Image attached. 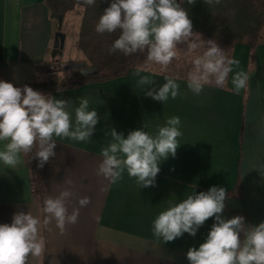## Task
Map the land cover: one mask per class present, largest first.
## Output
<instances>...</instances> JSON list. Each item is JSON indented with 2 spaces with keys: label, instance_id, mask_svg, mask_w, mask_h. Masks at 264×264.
<instances>
[{
  "label": "crops",
  "instance_id": "1",
  "mask_svg": "<svg viewBox=\"0 0 264 264\" xmlns=\"http://www.w3.org/2000/svg\"><path fill=\"white\" fill-rule=\"evenodd\" d=\"M78 12L77 35L83 7ZM66 15L54 14L46 0H0V79L12 83L4 75L13 68L21 75L26 67L34 75L28 80L15 79L19 84L30 86L39 80L38 73L39 78H48L56 51L65 50L66 34L57 25ZM52 22H56L53 28ZM218 45L249 73V87L239 95L231 90L232 75L239 70L235 68L224 88L205 86L200 95L187 89L191 60L204 49L181 53L167 69L145 65L146 51L136 53L133 67L124 76L62 90H40L71 100L68 110L73 123L79 98H88L89 110L97 111L99 122L87 143L57 139L56 156L42 168L43 201L71 188L77 197H90L91 203L80 209L78 223L68 226L64 234L53 224V230L47 231L44 253L39 258L30 257L28 264H189L188 249L205 241L214 218H209L195 237L184 233L167 243L153 236L152 224L170 202L178 203L212 186L227 191L226 219L240 215L247 224L264 222V42L255 47L245 43ZM77 61L86 62L83 52ZM138 68L141 75L153 77L157 89L165 83L164 76L178 77L182 95L165 103L147 97L137 86L139 77L133 75ZM151 87L145 86V91ZM172 116L180 117L183 135L178 138L176 156L159 165L154 187L140 188L126 171L111 185L96 175L101 149L111 142L107 131L114 128L127 137L130 131L146 125L144 130L155 135L158 126ZM4 143L0 142V150ZM21 160L15 169L0 162V224H10L18 211L31 212L43 221L33 169L25 154ZM78 206L72 200L69 212Z\"/></svg>",
  "mask_w": 264,
  "mask_h": 264
},
{
  "label": "clouds",
  "instance_id": "2",
  "mask_svg": "<svg viewBox=\"0 0 264 264\" xmlns=\"http://www.w3.org/2000/svg\"><path fill=\"white\" fill-rule=\"evenodd\" d=\"M184 0H111L103 10L95 31L98 34L119 32L110 47L109 54L117 51L124 56L145 53V65H159L167 69L181 53H195L204 49L191 60L187 72V89L200 95L205 86L224 88L232 75V91L239 95L249 87V73L240 68V61L226 55L216 40H204L193 31L188 11L182 7ZM194 5L196 0H186ZM211 6L222 0H203ZM83 7L96 4V0H77ZM178 45H186L180 48ZM137 86L147 97L165 103L182 95L178 77L164 76L165 83L157 89L156 81L149 75H141ZM152 87L145 91V86ZM71 100L57 99L51 94L34 90L28 85L16 87L11 82L0 80V162L7 168L15 169L22 163L21 154L32 153L43 168L50 158L56 156L54 149L57 139H71L89 142L99 122L95 109L89 110V99L80 97L75 107V120L68 110ZM143 129L132 130L127 137L114 128L111 142L101 149L102 161L96 175L109 185L123 178L125 171L129 178H135L140 188L154 187L160 172L159 165L170 156L175 157L180 146L178 138L183 135L179 116L167 118L152 135ZM71 184V181H69ZM76 200L78 207L69 212V205ZM228 199L224 187L212 186L208 191L193 192L178 203L170 202L154 219L152 233L164 243L180 238L184 233L195 237L197 231L209 218H214L207 237L199 247H190L186 253L189 264H264V222L247 224L245 217L236 215L226 219L224 210ZM91 203L88 196L65 189L57 196H47L43 201V221L31 212L18 211L12 222L0 224V264H28L29 258H39L45 250V239L41 227L52 231V225L60 234L68 226L79 221L80 209ZM242 234V238H241Z\"/></svg>",
  "mask_w": 264,
  "mask_h": 264
},
{
  "label": "trees",
  "instance_id": "3",
  "mask_svg": "<svg viewBox=\"0 0 264 264\" xmlns=\"http://www.w3.org/2000/svg\"><path fill=\"white\" fill-rule=\"evenodd\" d=\"M50 10L61 16L76 6H81L77 0H46ZM111 0H96V4L83 7L78 47L83 52L87 67H94L95 71L80 73L75 79L67 81L48 80L44 83L33 82L30 87L42 88L47 91L62 90L77 87L87 82L105 81L124 76L129 73L134 64V55L124 56L117 51L109 54L108 48L118 38L119 32L112 34H98L95 25L103 10ZM188 11L193 23V31L206 39H214L217 43L235 45L245 43L251 47L264 42V0H222L219 5H206L203 0H196L194 5L184 0L181 5ZM57 55V54H56ZM32 153L26 154V161L33 169L35 177V191L43 204V172L39 168L38 159ZM240 188L241 185L237 186ZM42 236L47 245V230L41 227Z\"/></svg>",
  "mask_w": 264,
  "mask_h": 264
},
{
  "label": "rangeland",
  "instance_id": "4",
  "mask_svg": "<svg viewBox=\"0 0 264 264\" xmlns=\"http://www.w3.org/2000/svg\"><path fill=\"white\" fill-rule=\"evenodd\" d=\"M79 7L81 6H76L74 7L72 10L67 11V15L65 16L66 18H64V20L62 21H58V25L59 28H61L63 30V32L66 34V46H65V50L61 53L59 51H56L57 55H55V58L53 60L52 66L48 67V71H50V74H48V78H44V76L42 78H39L41 76V73L39 74V77H37V83H44L48 80H58V81H67L70 79H75L76 77L79 76V71L78 69H68L66 68V65L71 64V63H75V62H79L77 61V58L81 57L82 55V51L80 50V48L78 47L77 41H78V35H77V28L79 27V19H77V16L79 14L78 10ZM65 13V14H66ZM63 14V15H65ZM54 20H57L56 18ZM52 20V21H54ZM56 24V22H52L51 28H53V26ZM202 39H204L202 37ZM206 40V39H204ZM178 46H183V45H178ZM17 71H15V69L13 68L12 70L8 71V73L5 76L6 79H11L12 84L16 87H23L22 84L23 83H18V80L15 79H24V80H28L31 79L34 75L33 71L32 73L29 71L31 70L30 68L26 67V68H22L21 70V75H18L20 71H18L19 69H16ZM7 71H5L6 73ZM3 77V76H2ZM42 79H45V81H43ZM2 80V79H0ZM15 80V81H14ZM24 85V84H23ZM33 88V87H32ZM34 90H44V89H40V88H33Z\"/></svg>",
  "mask_w": 264,
  "mask_h": 264
},
{
  "label": "water",
  "instance_id": "5",
  "mask_svg": "<svg viewBox=\"0 0 264 264\" xmlns=\"http://www.w3.org/2000/svg\"><path fill=\"white\" fill-rule=\"evenodd\" d=\"M176 2L180 3V0H176ZM56 38L59 40L60 34H58ZM66 68H68V69H78L83 74H85V73L90 74V73L95 71L94 67H87L86 62L71 63V64L66 65Z\"/></svg>",
  "mask_w": 264,
  "mask_h": 264
}]
</instances>
